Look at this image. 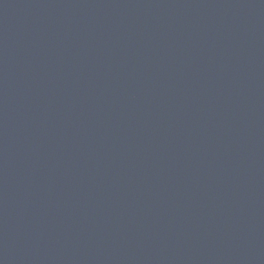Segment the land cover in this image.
Here are the masks:
<instances>
[{"label": "water", "instance_id": "obj_1", "mask_svg": "<svg viewBox=\"0 0 264 264\" xmlns=\"http://www.w3.org/2000/svg\"><path fill=\"white\" fill-rule=\"evenodd\" d=\"M0 264H264V0H0Z\"/></svg>", "mask_w": 264, "mask_h": 264}]
</instances>
